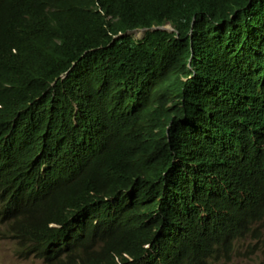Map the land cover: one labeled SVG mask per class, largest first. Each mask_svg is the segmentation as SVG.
I'll return each mask as SVG.
<instances>
[{
  "label": "trees",
  "instance_id": "16d2710c",
  "mask_svg": "<svg viewBox=\"0 0 264 264\" xmlns=\"http://www.w3.org/2000/svg\"><path fill=\"white\" fill-rule=\"evenodd\" d=\"M131 106L147 142L115 137ZM0 220L46 264L264 236V0H0Z\"/></svg>",
  "mask_w": 264,
  "mask_h": 264
},
{
  "label": "clouds",
  "instance_id": "9594fccd",
  "mask_svg": "<svg viewBox=\"0 0 264 264\" xmlns=\"http://www.w3.org/2000/svg\"><path fill=\"white\" fill-rule=\"evenodd\" d=\"M167 24L169 25L170 29L165 26L163 28L172 30V26L169 23H166L165 25ZM160 28L161 26H159V29ZM142 29H134L132 31H129V33H135L137 36H141L145 30ZM151 29L157 28L152 26ZM135 30L138 31L136 32ZM169 104L170 101L167 102V105ZM155 123V119L151 117L150 111L146 106H131L124 111L122 120L117 123L115 129V137L118 138L119 136L128 135L141 142H147L157 133ZM79 157H82V149L77 140V144L75 141L74 159H79ZM4 224L5 222L0 220V233L5 231V229L3 228ZM56 228H60V225L57 224ZM262 231V226L257 227L253 234L248 233L245 236L238 238L231 244L228 249L220 248L217 251V254L219 255L220 253L225 252L227 263L237 264L233 262L234 254L245 244L247 251H250L248 255L252 256L258 254L259 261L257 262V264H264V236L258 237L262 234ZM26 248L28 247H25L22 250L24 253H26ZM34 257L40 259L35 255ZM217 259L218 257L215 259L214 263Z\"/></svg>",
  "mask_w": 264,
  "mask_h": 264
},
{
  "label": "rangeland",
  "instance_id": "374dc122",
  "mask_svg": "<svg viewBox=\"0 0 264 264\" xmlns=\"http://www.w3.org/2000/svg\"><path fill=\"white\" fill-rule=\"evenodd\" d=\"M170 29L169 25H165ZM18 243L13 238L3 239L0 237V264H46L42 260L35 258L30 254L18 252ZM246 246L239 249L234 254L233 262L237 264H257L259 261L258 254L249 256ZM214 264H229L226 260V253L222 252L218 255V259Z\"/></svg>",
  "mask_w": 264,
  "mask_h": 264
},
{
  "label": "bare ground",
  "instance_id": "6f19581e",
  "mask_svg": "<svg viewBox=\"0 0 264 264\" xmlns=\"http://www.w3.org/2000/svg\"><path fill=\"white\" fill-rule=\"evenodd\" d=\"M89 136V135H88ZM32 256H34V254H31Z\"/></svg>",
  "mask_w": 264,
  "mask_h": 264
},
{
  "label": "water",
  "instance_id": "95a60500",
  "mask_svg": "<svg viewBox=\"0 0 264 264\" xmlns=\"http://www.w3.org/2000/svg\"><path fill=\"white\" fill-rule=\"evenodd\" d=\"M142 30H144V29H142ZM136 32L138 31V30H135Z\"/></svg>",
  "mask_w": 264,
  "mask_h": 264
}]
</instances>
